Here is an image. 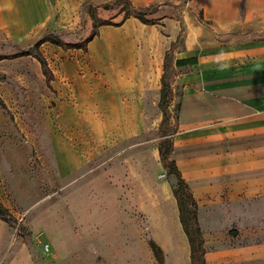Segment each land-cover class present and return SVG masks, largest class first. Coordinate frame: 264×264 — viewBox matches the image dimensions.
I'll return each instance as SVG.
<instances>
[{
  "label": "crops",
  "instance_id": "obj_1",
  "mask_svg": "<svg viewBox=\"0 0 264 264\" xmlns=\"http://www.w3.org/2000/svg\"><path fill=\"white\" fill-rule=\"evenodd\" d=\"M51 1L71 13L79 2L109 0H0V28H43L52 19ZM128 1L137 9L187 2ZM189 9L150 25L160 36L155 50L162 52L153 87L165 55L182 40L172 63L173 85L183 88L170 160L197 204L205 264H264V0H190ZM137 24L144 26L130 17L119 27L102 26L101 48L116 51L117 34H134ZM207 34L213 41L203 46ZM191 58L196 64L176 68V61ZM161 172L158 150L131 156L37 214L35 233L55 262L82 250L96 254L99 264H157L152 240L163 264H190L178 204ZM139 228L149 238L139 237Z\"/></svg>",
  "mask_w": 264,
  "mask_h": 264
},
{
  "label": "rangeland",
  "instance_id": "obj_2",
  "mask_svg": "<svg viewBox=\"0 0 264 264\" xmlns=\"http://www.w3.org/2000/svg\"><path fill=\"white\" fill-rule=\"evenodd\" d=\"M189 1L154 4L145 10L146 19H178L181 11H190ZM50 7L52 19L41 29L0 28V204L13 217L10 224L0 220V264H99L96 254L82 250L55 262L35 233L34 218L108 168L158 150L161 134L174 125L183 88L173 85L177 75L172 63L178 47L182 49L180 40L167 52L164 81L170 102L164 109L158 106L161 80L153 87L150 78L162 56L155 50L160 36L150 25L137 24L136 33L117 34L116 51L101 48L104 27L97 29L86 53L43 43L39 52L53 75L49 89L39 63L31 56L18 57L20 53H34L33 45L41 40L82 42L92 31L89 11L112 23L124 15L116 0L82 1L71 13L54 1ZM203 37L202 45L210 46L211 35ZM161 175L185 202L175 178L163 167ZM139 237L149 238L143 228Z\"/></svg>",
  "mask_w": 264,
  "mask_h": 264
},
{
  "label": "trees",
  "instance_id": "obj_3",
  "mask_svg": "<svg viewBox=\"0 0 264 264\" xmlns=\"http://www.w3.org/2000/svg\"><path fill=\"white\" fill-rule=\"evenodd\" d=\"M116 5L117 6L122 5V9L120 11L124 12V15L120 22L112 23L109 21H102L101 19L98 18L96 12L89 11V14L93 20L92 31L88 35V37L85 38L82 42L77 44H62L57 41L41 40L33 45L32 50L34 53H30V51H27L20 53L18 57H22V56L33 57L40 65L42 74L45 77V82L47 87L51 89V82L53 81V75L51 71L48 69L45 59L39 52V47L43 43L48 42L52 45L62 48L63 50H80L83 53H85L87 51L88 43L91 42L93 38L97 36V29L102 26L119 27L130 17L137 19L139 22H141L144 25L157 24V21H149L146 19L145 10L147 8L146 9L134 8L128 0H116ZM166 60H167V55H165V60H164V68H163L164 73L161 78V89H160L159 101H158V106L161 109L166 108L168 103L170 102L169 100L170 87L164 81V74L168 68V65L166 64ZM196 62H197L196 58L178 60L175 62V66L176 68L189 67L196 64ZM163 117L164 118L162 122L166 121V115L164 112H163ZM176 133H177V116L175 115L174 125L168 130V132L165 131L161 134V138H164V141L158 147L159 160L162 167L167 171V175H172L175 178L177 182V189L180 192H182L185 196L186 201L185 202L181 201L177 196L176 191L173 190V195L177 201L179 208L180 221L190 245V264H205L204 256L206 250L204 246L202 233L199 228V224L197 220V204L192 196L189 186L183 180L181 173L179 172L176 166V163L170 160V156L173 151V141ZM0 220L8 224H10V222L13 221L12 215L1 204H0ZM148 246L157 264H163V256L160 248L152 240L148 241Z\"/></svg>",
  "mask_w": 264,
  "mask_h": 264
},
{
  "label": "built area",
  "instance_id": "obj_4",
  "mask_svg": "<svg viewBox=\"0 0 264 264\" xmlns=\"http://www.w3.org/2000/svg\"><path fill=\"white\" fill-rule=\"evenodd\" d=\"M164 175H161L160 178H163Z\"/></svg>",
  "mask_w": 264,
  "mask_h": 264
}]
</instances>
